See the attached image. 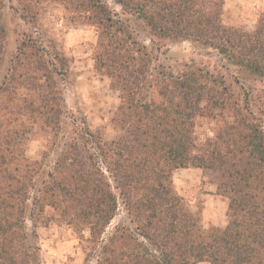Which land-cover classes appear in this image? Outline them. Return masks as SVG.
<instances>
[{"label":"trees","instance_id":"trees-1","mask_svg":"<svg viewBox=\"0 0 264 264\" xmlns=\"http://www.w3.org/2000/svg\"><path fill=\"white\" fill-rule=\"evenodd\" d=\"M58 1L68 20L95 31L96 69L120 94L121 133L109 140L75 116L69 125V61L23 33L0 72V264H43L37 226L47 208L52 219L90 230L87 260L95 264H264V86L256 111L257 88L247 84L264 83V18L252 31L227 26L223 3L205 0H18L16 10L38 23L44 3ZM160 40L190 42L217 56L220 69L172 62ZM201 118L216 124L202 142ZM36 125L56 135L46 176L44 161L24 149ZM191 166L220 173L225 228L206 230L175 191L173 171Z\"/></svg>","mask_w":264,"mask_h":264},{"label":"rangeland","instance_id":"rangeland-1","mask_svg":"<svg viewBox=\"0 0 264 264\" xmlns=\"http://www.w3.org/2000/svg\"><path fill=\"white\" fill-rule=\"evenodd\" d=\"M220 1L221 18L225 25L252 31L264 18V0H205ZM13 6V8H12ZM18 0L7 1L2 11V24L6 29L5 49L0 68L4 75L11 57L15 54L23 33L41 38L47 45L59 50L69 61V78L63 83L64 97L67 104L66 121L79 117L86 120L95 132L105 138L113 140L121 133L114 123L115 114L121 104L120 94L111 87V78L96 69L94 59L97 37L95 31L89 27L76 24L66 18L63 5L58 2L44 3V12L38 23L25 22L20 12ZM119 9V6H116ZM141 36L149 41V36L142 29ZM162 53L168 50L172 62L187 61L203 65L212 70H219L220 63L217 56L207 55L202 48L190 42H171L160 40ZM228 76V72L221 69ZM230 81H232L231 78ZM248 85L256 86L253 94V107L260 110L257 91L264 83L247 81ZM240 91L238 85L234 84ZM264 116V114H262ZM70 118V119H69ZM215 122L210 118L197 121L196 135L200 142L213 135ZM71 126H69L70 129ZM56 135L48 128L34 126L26 133L24 149L26 156L32 160H43V174L53 167L57 150L53 146ZM173 187L189 205L191 211L199 218L202 226L211 228H225L229 223V199L220 194L218 184L220 173L202 167L178 168L172 174ZM48 220L39 222L37 232L43 264H95L94 260H87L90 246L86 239L90 238V230L83 231L73 226L52 219L53 210L47 208ZM124 214L120 211L111 226L122 221ZM110 226V227H111ZM197 264H210L203 261Z\"/></svg>","mask_w":264,"mask_h":264}]
</instances>
